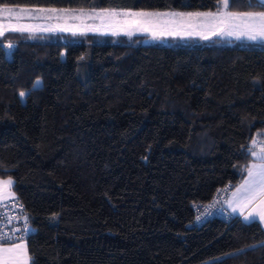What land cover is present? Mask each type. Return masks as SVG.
Masks as SVG:
<instances>
[{"label":"trees","instance_id":"obj_1","mask_svg":"<svg viewBox=\"0 0 264 264\" xmlns=\"http://www.w3.org/2000/svg\"><path fill=\"white\" fill-rule=\"evenodd\" d=\"M252 4L258 1L237 0L230 10H264ZM219 5L0 2L179 11ZM141 40L0 38V178H12L14 200L33 227L30 264H264L259 222L230 214L226 202L230 222L196 224L195 210L230 184L228 200L253 162V141L264 139V43ZM5 44L14 46L9 57Z\"/></svg>","mask_w":264,"mask_h":264},{"label":"snow or ice","instance_id":"obj_2","mask_svg":"<svg viewBox=\"0 0 264 264\" xmlns=\"http://www.w3.org/2000/svg\"><path fill=\"white\" fill-rule=\"evenodd\" d=\"M2 2V0H0ZM237 0H220V6L216 11L208 12H132L116 9H102L100 11L92 10L85 11L84 9L57 10L55 8H36L22 9L20 13H13V10L8 7L0 9L2 14L13 15L16 21L29 16L31 18H43L41 14L52 13L59 16L71 15L74 18H99L108 20L114 26L113 35L123 31L126 35H132L133 26L137 30H149L151 26L153 37L157 35L171 34L176 35L183 33L185 29L191 28L194 32L187 34H198L203 39H209L210 36L227 35L234 36L236 39L245 38L249 41L264 43V10L261 11H232ZM249 7L264 8V0H258V4L249 5ZM51 19V16L47 17ZM198 21L199 23H191ZM58 27V26H57ZM200 29H207L203 31ZM32 25H24L13 23L0 19V34L4 31H33ZM50 30V29H49ZM60 31L66 30L59 28ZM11 48V45L8 46ZM40 82L37 81L34 87ZM20 96H26L25 92H21ZM259 150L257 151V146ZM251 154L256 158L257 162L252 163L246 168L248 179L237 189V193H242L236 202L229 201V207L233 212L239 211L245 221H254L259 218L261 223H264V139L254 140ZM14 181L11 179L0 181V190L4 191L7 196L14 198L11 191ZM236 195V194H234ZM256 202V206L249 209V205ZM208 207H211L209 205ZM245 209H249L245 214ZM27 225L24 231H28ZM6 235V234H5ZM254 247V246H253ZM240 251H244L241 249ZM0 252L5 254V264H29L26 245L23 242L12 243L10 247L0 248ZM11 254V255H9Z\"/></svg>","mask_w":264,"mask_h":264},{"label":"rangeland","instance_id":"obj_3","mask_svg":"<svg viewBox=\"0 0 264 264\" xmlns=\"http://www.w3.org/2000/svg\"><path fill=\"white\" fill-rule=\"evenodd\" d=\"M258 1V0H257ZM220 6V5H219ZM3 7H8L13 10V13H20L22 9H36V8H44L49 9L45 7H26V6H20V7H14V6H0V9ZM57 10H61L62 8H55ZM65 9V8H64ZM84 9L85 11H92L93 9H87V8H78V9H67V10H75L78 12V10ZM96 11H100L102 9H94ZM116 10H123V9H116ZM124 11H132V12H168V13H181V12H208V11H179V10H124ZM43 18H31L29 16H23V18L19 19V21H16L13 17V15L10 14H2L0 13V19L11 21L13 23H20L24 25H32L34 30L33 31H4L2 34H0V38L7 36L8 34L12 33H24L27 34L29 37L33 38L36 36H48L49 38L54 35H60L62 37H65L66 35L70 37L71 39H80L81 37H88V36H112V37H118V36H127L130 38H142L141 42L143 45H151V44H160V45H167L171 46L177 42H202V41H210V40H222V41H247V42H253V43H261V42H254L249 41L245 38L236 39L234 36H227V35H215L210 36L209 39H203L198 34H187L188 32H194L193 29L187 28L183 33L171 35V34H164V35H157L155 38L153 37L151 26L149 27V30H137L135 26H133V32L132 35H126L123 31L119 32L116 35H113V29L114 26L111 25V23L108 20H101L99 18H74L71 15H64L59 16V14H52V13H44L41 14ZM51 16V19H48L47 17ZM191 23H199L198 21H191ZM58 26V27H57ZM59 28H65L66 30L60 31ZM50 29V30H49ZM203 31H207V29H200ZM11 44H5L4 48L6 51L7 56H10L11 50L14 48L13 45H11V48L8 46ZM64 54L62 53V58ZM39 81L40 83L36 85V87H39L41 85L40 80H36V82ZM34 86V85H33ZM21 97V96H20ZM22 98V97H21ZM253 162L256 161V158L253 157ZM247 175V174H246ZM12 178L7 177L5 180H9ZM248 179L247 177L244 179V181ZM13 181V180H12ZM243 181V183H244ZM242 183V184H243ZM241 185V184H240ZM239 185V186H240ZM238 186V187H239ZM256 206V202H254L252 205L249 206V209ZM247 209V212L248 210ZM246 212V214H247ZM245 221V220H244ZM254 221H257L260 223L262 228L264 229V223H261L259 218H255ZM245 222H252V221H245ZM26 245L27 249V242H23ZM11 245H5L3 247H10ZM28 254V249H27ZM11 255V254H9ZM29 257V254H28ZM5 263V254L3 252H0V263ZM1 263V264H2ZM30 263V258H29Z\"/></svg>","mask_w":264,"mask_h":264},{"label":"built area","instance_id":"obj_4","mask_svg":"<svg viewBox=\"0 0 264 264\" xmlns=\"http://www.w3.org/2000/svg\"><path fill=\"white\" fill-rule=\"evenodd\" d=\"M256 150H259V145ZM230 190L231 185L228 184L216 190L211 201L197 203L195 207L196 224H201L212 217H219L228 222L232 221L233 217L224 210V204ZM209 205L211 207H208ZM26 225L28 231H24ZM33 234V227L30 225L20 203L13 199L0 204V246L28 241Z\"/></svg>","mask_w":264,"mask_h":264},{"label":"crops","instance_id":"obj_5","mask_svg":"<svg viewBox=\"0 0 264 264\" xmlns=\"http://www.w3.org/2000/svg\"><path fill=\"white\" fill-rule=\"evenodd\" d=\"M254 162H257V161H254ZM254 162H252V163H254ZM251 163V164H252ZM246 177L248 178V172H247V175H246ZM245 177V178H246ZM244 178V179H245ZM0 181H5V178H0ZM244 181V180H243ZM243 181L240 183L241 185H242V183H243ZM239 184V185H240ZM238 185V186H239ZM240 185V186H241ZM236 187L233 191H232V193L230 194V196H229V198H228V200L226 201V204H225V209L230 213V214H232V215H237V216H241L242 217V219L244 220V217L242 216V215H240V213H239V211H237V212H233L232 211V209L229 207V201H233V202H236L238 199H239V197L242 195V193H237V189H239L240 188V186L239 187ZM11 191H12V193H13V190L11 189ZM234 194H236V195H234ZM13 195H14V193H13ZM15 198V197H14ZM14 198H12V197H9V196H7V194L4 192V191H2V190H0V204L1 203H6V202H8V201H10V200H13ZM254 203V202H253ZM252 205V204H251ZM250 206V205H249ZM246 212H247V209H245V214H246ZM2 246H5V245H2ZM2 246H0V247H2ZM2 263V262H1ZM0 263V264H1ZM2 264H5V263H2ZM30 264V263H29Z\"/></svg>","mask_w":264,"mask_h":264}]
</instances>
